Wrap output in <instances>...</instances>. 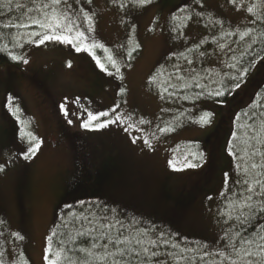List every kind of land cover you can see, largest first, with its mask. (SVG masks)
<instances>
[{
  "label": "rangeland",
  "instance_id": "rangeland-1",
  "mask_svg": "<svg viewBox=\"0 0 264 264\" xmlns=\"http://www.w3.org/2000/svg\"><path fill=\"white\" fill-rule=\"evenodd\" d=\"M251 2L184 0L177 8H162L157 0L144 7L133 0H119L116 5L112 0H92L90 4L84 0L75 7L92 16L95 44L89 47L103 67L97 65L93 55L77 53L71 45L52 42L37 47L25 43L32 30H43L18 28V36L23 39L20 63L0 65L3 264H14V255L26 264H45L44 252L53 223L72 204L68 199L58 200L75 167L74 141L80 140L76 135L80 132L87 134L88 143L100 155L107 154L116 167L101 185L104 192L97 197H107L117 205L114 208L133 211L131 214L141 219L174 226L182 237L217 245L215 240L221 235L217 230L221 219L218 209L224 208L230 198L221 197L220 192L235 189L225 188L226 173L229 183L235 181L234 162L227 149L232 127L228 115L214 132L227 105H219L210 123L190 125L186 119L195 107L187 109L165 94L161 99L162 76L172 75L170 78L177 80L178 73H193L199 64L207 71L222 72L242 51L238 35L249 29L247 8ZM18 3L34 6L31 0H16L15 5ZM121 3L127 6L122 8ZM19 10L20 19L27 22L21 15L26 8ZM228 33L237 37L238 43ZM216 35L221 40L209 44ZM188 60L193 63L188 64ZM255 70L264 72V56L255 64ZM260 78L257 73L255 82ZM65 98L68 116L60 107ZM117 104L125 117L120 123L99 129L95 128L97 122L89 128L81 126L88 111H109ZM185 111L190 113L183 115ZM109 118L115 119V115L101 120ZM128 124L133 127L127 128ZM169 127L173 130L160 131ZM211 132L209 141L202 145L204 158L199 166L185 167L186 161L195 164L187 146L202 141ZM37 142L40 147L35 155L25 159L23 154ZM164 186L174 194H196L184 208L176 207L179 197H161ZM14 232L24 239L13 237Z\"/></svg>",
  "mask_w": 264,
  "mask_h": 264
},
{
  "label": "trees",
  "instance_id": "trees-1",
  "mask_svg": "<svg viewBox=\"0 0 264 264\" xmlns=\"http://www.w3.org/2000/svg\"><path fill=\"white\" fill-rule=\"evenodd\" d=\"M16 1V0H15ZM13 0L12 4L9 5L7 0H4L3 6H0V12H3L4 15H0V25H3L8 22H17V18L20 17V11L17 9ZM176 0H157V3L160 7H170L177 8L184 2V0H179L175 3ZM261 0H252L248 7L255 6V11L253 13H247L248 19H250L249 29L246 30L249 34L244 36L241 39V53L235 55L231 58L228 64L234 63L236 67L234 69H225L216 74L213 71H207L203 67V64H199L193 73H178L177 80L171 79L170 76H162V91L164 88L168 89L169 93H174V95L169 96L168 93H164L165 96L175 99L179 102V105L184 106L188 109L190 106H194L192 114L188 116L187 122L190 125L201 124L200 117L204 113H211L209 119L211 120L214 116V112L217 109H220L222 103L225 102L227 105L224 113L221 114L219 122L215 125L214 132L220 128V122H225L226 116L230 125L227 149L229 148V141L232 140L233 131H237L238 138L233 140V151L236 154L234 159V171L233 177L237 179V164L241 165V168L248 169V178L251 180L255 179H264V175L256 176L257 172L264 174V155H251L253 151L259 149L261 153H264V72L260 73V70H255V64L264 56V19H257V14L261 17H264V4L261 5L264 0L260 3ZM254 2V3H253ZM19 27H10L3 28L0 27V65H19L20 63V54L23 45V39H21L18 34L21 32L18 30ZM20 29V28H19ZM226 37V33H224ZM219 35H216L208 43H212L213 40L220 41L218 38ZM230 37H234L232 34ZM236 41L238 43L237 37ZM255 40V43H253ZM239 45V44H238ZM12 56L18 57L17 60L11 59ZM247 70V71H245ZM228 73L229 75H225ZM244 73L241 77L240 74ZM251 73V75H250ZM257 73L261 74V78L255 82ZM196 77V80H193V77ZM35 77V76H34ZM231 77H237L238 79H232ZM33 79V77H31ZM164 79V80H163ZM200 84V87H196V83ZM239 84L240 86L236 91L232 89L236 88L235 85ZM243 84V85H242ZM172 85V87H169ZM188 85V86H185ZM224 91L225 95L222 97L209 96L208 93L214 91ZM197 94L199 96L197 97ZM212 107V111H210ZM236 107V109H235ZM190 111H185L183 115L189 114ZM247 113V115H245ZM239 114L240 119L237 121L236 117ZM192 123V124H191ZM251 125L252 127H242L243 125ZM204 125V124H201ZM259 135L257 136V132ZM213 132L209 133L202 141L192 143L187 146L191 156L192 153H203L202 145L209 141V138ZM80 140L74 141L76 146V155L74 164L75 167L73 171L69 174L67 184L63 191L62 197H59V202H62L64 199L71 200L72 204L66 207L62 214L58 215L55 219L51 232L49 236H52V233L55 232L56 236L52 239V244L55 248H59L60 241H67L69 235H75V233L81 229L82 226L86 227V223L82 219H77L81 214L89 215L90 219H94L91 216V213H96L101 219L99 223L122 221L126 228L123 230V234L127 236H136L138 232H147V236H140L142 239H153L157 240L158 245L163 244V241L168 242L167 248L158 247L156 250L161 252L160 259L165 261V264H175V257H167L166 252L171 251L178 254V256L189 257L187 261H182L181 264H213V261L219 260L220 258L215 255V253L223 248L224 241L221 240L225 235V230L229 227L232 228V231H242L243 227H247L248 233H251L255 230V224H249L246 226H241L235 220L229 221V223H223L222 218L219 219L220 223V238L215 240L217 245L214 243L205 240V239H192L180 236L179 232L174 231L176 228L174 226H164L163 221H150L146 219H141L131 212L114 208L117 206L112 203L107 197H97L100 196L104 190L101 189V185L107 181L109 174L115 170L114 163L110 157L105 155H100L97 148L90 143H88L89 136L83 133H76ZM79 135H81L79 137ZM256 136V139H248L249 137ZM91 137V136H90ZM247 153V157L245 154ZM245 157V159H240ZM204 158V153H203ZM195 164H199L202 160L193 159ZM255 163L258 165L256 169H252L251 165ZM243 178V177H241ZM197 189V188H196ZM199 190V189H198ZM238 191V189H233L228 193L229 199H238V197H232L231 192ZM200 191H198L199 193ZM81 195L83 197H64L66 195L76 196ZM196 193L193 191L184 192V193H175L173 190H170L163 187L161 191V197L165 199H172L174 197H179L176 199L174 206L176 207H185L189 201H192ZM186 195V196H184ZM190 197V198H189ZM87 202L84 205H81L79 202ZM227 202L225 203L226 206ZM173 206V205H172ZM107 217V220L104 219ZM94 222H96L94 220ZM264 223V219L256 222ZM120 225L117 224V228ZM176 232V233H175ZM112 235H117L115 230L112 231ZM88 239L81 238L77 241V247L79 246H88ZM100 244L105 243L104 240L99 241ZM172 245H177L178 247L172 248ZM65 247L68 245L65 244ZM255 249V246H253ZM224 251L227 253L230 251L225 248ZM208 252V255L204 260H201L200 257L204 256V253ZM21 261V260H20ZM22 264H26L21 261ZM147 264V261H146ZM155 264V262H153ZM224 264H228L227 261H224Z\"/></svg>",
  "mask_w": 264,
  "mask_h": 264
},
{
  "label": "snow or ice",
  "instance_id": "snow-or-ice-1",
  "mask_svg": "<svg viewBox=\"0 0 264 264\" xmlns=\"http://www.w3.org/2000/svg\"><path fill=\"white\" fill-rule=\"evenodd\" d=\"M13 0H7V3L11 5ZM33 7H26L24 4H16L18 9H25L21 12L22 17L26 18L27 22H24L20 18H17V22H8L0 27L10 28V27H20L25 29H41L43 31L32 30L29 35L30 39L26 40L25 43L35 44L37 47L40 45H45L46 43H60L63 45H71L77 53L88 52L90 55H93V59H96V56L90 50L89 44H95L94 40V28L92 26V16L84 11L83 8H77L75 5H79L84 2V0H31ZM152 0H133V3L139 7H144L150 4ZM199 2V0H197ZM230 2H235V0H230ZM4 0H0V6H3ZM87 3H92V0H87ZM113 5L119 3V0H112ZM125 4H120V7H126ZM183 11V9L181 10ZM255 11V6H250L247 8L248 13H253ZM0 15H4L3 12H0ZM175 20V14L173 15ZM187 19H191L188 17ZM257 19H264L259 14H257ZM248 32L241 34V39L244 36L248 35ZM231 35V33H228ZM204 41L202 40L201 43ZM255 43V40H253ZM23 47V45H20ZM220 48L223 49V45H220ZM131 55V53H129ZM183 56V53H180ZM203 55V53H201ZM11 59L17 60L18 57L12 56ZM27 63V60L23 61ZM188 64H192V60L187 61ZM98 66H101L100 60L96 59ZM70 66V65H69ZM115 67V62H113ZM175 67V66H174ZM229 69H234L236 64L231 63L227 64ZM116 71L119 72V68L116 67ZM194 71V70H193ZM247 71V70H245ZM111 75V73H109ZM225 75H229L225 73ZM244 73H241L242 77ZM179 78V77H178ZM232 79H238L237 77H231ZM193 80H196V77H193ZM154 82V81H150ZM188 86V85H185ZM196 87H200V84L197 82ZM240 85L237 83L235 85L238 88ZM172 87V85H169ZM235 90L234 88L232 89ZM124 91L123 88L120 90ZM164 93H168L169 96L174 95V93H169L167 88L163 89L161 93V99H164ZM209 96L222 97L225 95L224 91H214L208 93ZM199 94H197V97ZM76 101H73L75 103ZM61 111L65 116L69 115V109L67 107V98H65V103L61 104ZM120 105H115L109 111H102L99 113H93L91 111L87 112V119L84 120L81 124L84 128H89L93 122L95 123V128H104L109 124L120 123L125 117L119 113ZM86 111V110H85ZM74 114V113H73ZM115 115V119H104L102 117H110ZM247 115V113H245ZM211 113H204L200 117L201 124L210 123L209 117ZM130 118V117H129ZM240 119L239 114L236 117L238 121ZM72 121L69 120V123ZM140 123H144L143 120ZM132 124H128L127 128H132ZM242 127H252L251 125H243ZM126 128V130H127ZM140 130V129H138ZM173 129L161 128L162 133L172 131ZM142 131V130H141ZM31 136V134H28ZM259 131L257 132V136ZM237 131H233L232 140L229 141L228 152L230 156L236 158V154L233 151V140L237 139ZM256 136L249 137L248 139H256ZM33 141L36 140V137L32 136ZM135 143V140L133 141ZM144 143L151 147L148 140H145ZM264 143V141H261ZM39 143H35L30 146L25 152L24 158L28 159L31 155H35L36 151L39 149ZM264 155L259 149H256L252 152L251 155ZM193 159H203V153H192ZM247 157V153L245 154ZM241 157L240 159H245ZM170 166H173V161H169ZM185 167L195 168L199 165L193 164L186 161ZM257 164L253 163L251 165L252 169H256ZM264 167V165H260ZM2 170V169H0ZM237 179L229 183L228 174H225V188L231 189L235 188L238 191H232V197H238V199H228L227 204L224 208L218 209V213L221 216L223 223L227 224L229 221L235 220L241 226H246L249 224H255V230L251 233H248L247 227H243L242 231H232V228L229 227L225 230L224 237L221 240L224 241L223 248L218 250L215 255L220 259L213 261V264H224V261H227L228 264H264V223L257 224L256 222L264 219V179H249L248 178V169L241 168V165L237 164ZM261 172H257L256 176H262ZM243 177V178H241ZM221 197L227 199L228 193L225 191L220 192ZM209 200L212 197L208 198ZM81 205H84L87 202L80 201ZM72 207V206H66ZM91 216L94 219H90L89 215L81 214L77 219H82L86 223V227L82 226L75 235H69L67 241L61 240L60 247L57 249L52 244V239L56 236V233L53 232L52 236L48 237V245L45 248L44 252V261L45 264H165V261L161 260V252L156 250L158 247L167 248L168 242L165 240L163 244L158 245L157 240L153 239H142L140 236H147V232H138L136 236H127L123 234V230L126 226L122 221L105 222L99 223L101 219L96 215V213H91ZM107 220V217H104ZM94 220L96 222H94ZM117 224L120 225L117 228ZM115 230L117 235L113 236L112 231ZM13 237H18L19 240H23L24 237L19 233H11ZM0 236H3V232H0ZM81 238L88 239V246H79L77 247V241ZM104 240L105 243L100 244L99 241ZM68 246L65 247L64 245ZM255 246V249L253 248ZM172 248L178 247L177 245H172ZM227 248L230 251L227 253L224 249ZM167 257H175V264H181L182 261H187L190 258L184 256H178L177 253L168 251L165 253ZM210 253L205 252L204 256L200 257L201 260H204ZM14 264H22L21 261L16 259L15 255L12 257ZM0 264H3V261L0 260Z\"/></svg>",
  "mask_w": 264,
  "mask_h": 264
}]
</instances>
